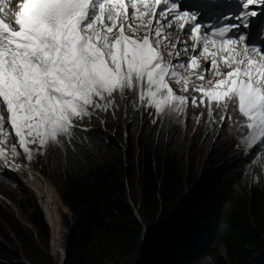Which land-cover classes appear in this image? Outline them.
I'll return each instance as SVG.
<instances>
[{
    "label": "snow or ice",
    "instance_id": "snow-or-ice-1",
    "mask_svg": "<svg viewBox=\"0 0 264 264\" xmlns=\"http://www.w3.org/2000/svg\"><path fill=\"white\" fill-rule=\"evenodd\" d=\"M200 2L210 8L219 0ZM227 3L234 10L205 23L200 9L182 8L180 0H23L15 12L0 0V136L7 137V121L30 160L28 145L43 148L70 135L74 121L91 115L89 107L107 111L109 98L125 89L138 90L158 114L180 111L188 100L169 80L187 90L202 56L211 62L196 75L200 104L207 101L209 113L213 104L223 108L229 120L238 112L249 139L264 141V9L250 7L264 0ZM220 64L230 70L221 72ZM209 72L218 79L206 80ZM11 153L19 155L16 144ZM0 158L8 164L5 148Z\"/></svg>",
    "mask_w": 264,
    "mask_h": 264
},
{
    "label": "trees",
    "instance_id": "trees-1",
    "mask_svg": "<svg viewBox=\"0 0 264 264\" xmlns=\"http://www.w3.org/2000/svg\"><path fill=\"white\" fill-rule=\"evenodd\" d=\"M126 112L124 126L108 117L104 129L94 128L97 123L88 131L73 128V145L46 161L47 176L56 180L69 211L65 224L73 227L65 264L135 262L143 229L147 234L167 218L162 233L171 256L164 264H200L205 256L214 264H264V168L235 149L239 132L232 119H226L221 135L214 118L211 134L224 136L227 146L208 153L216 138L201 129L207 118L192 132L188 116L180 126H161L145 115L140 119L132 103ZM246 163L251 169H245ZM3 193L27 219L0 209V264H15L19 258L27 264H54L41 208ZM219 246L224 259L214 253Z\"/></svg>",
    "mask_w": 264,
    "mask_h": 264
},
{
    "label": "rangeland",
    "instance_id": "rangeland-1",
    "mask_svg": "<svg viewBox=\"0 0 264 264\" xmlns=\"http://www.w3.org/2000/svg\"><path fill=\"white\" fill-rule=\"evenodd\" d=\"M4 3L6 5L5 1H4ZM7 4H8V2H7ZM261 9H262V7H258L257 8L258 11H260ZM262 20H264V18ZM253 40L257 41V39H253ZM109 99L113 101L112 105L109 107L110 108V112H112L117 107V101L118 100L116 98H113V97H110ZM129 99L132 101V104L135 105V110L136 111H138V109H139L138 104H139V106L143 107V113L146 114V118L147 119L155 121L157 124H160L161 126H164L165 124H174L173 122H162L161 115L163 113L162 114H158L157 110L155 109V107H149V106L146 105L145 102L140 101L139 100L138 90L134 91V92H129ZM188 108L191 111V113L194 114V115L190 116L189 113H186V108L184 106V107L181 108L180 111H174L173 112L174 120H175L176 123H178V124H174V125L180 126L181 122H184V118L186 116H188L190 121H192L195 125H197V124L199 125V123H197L195 121V119L198 117V115L200 113L199 112H194L193 113L192 112V110H193L192 106L191 107L189 106ZM91 109H92V107H89L88 111L91 110ZM126 109H127V107L123 110L122 113H119L116 118H113V119H115L117 125L124 126V124L126 122V114H127ZM103 112L107 116H109V114H110L109 111H103ZM102 117L103 116H101V118ZM107 119H109V118L107 117ZM206 123L207 124L201 126V129L204 130L205 134L206 133L211 134L210 126H211L212 123H209L207 121H206ZM224 123L225 122H221V118L218 119V123L216 125V132L219 131L220 134H221V132L223 133L224 129L222 130V127H223ZM78 124H80L81 126H84L82 123H78ZM98 127L103 128V129L105 128L103 124H98L97 127L94 126V128H98ZM195 134H196V132H195ZM211 135L213 136L212 140H214L215 138H216V140L210 145V147L208 149H206V152H208V153L212 152V151L223 152L224 148L227 146L226 145L227 139L226 138L224 139V136L223 137L221 136L222 138H220L218 134H211ZM221 135H223V134H221ZM190 137H191V134L188 136V142H190ZM193 139L194 138L192 137V141H193ZM216 142H218L217 145H216ZM4 143H5L6 147H10V145L15 144L13 142V140H12V137H10L9 135H7L6 138L4 137ZM16 146H17V151L19 153V155H17L18 158L17 157L16 158L18 160H20L22 163L31 162V164L34 166L37 174H40L37 170H39V171H41V173H43V176H44L43 179L53 189L52 193L55 194V195H58V193H57V191L55 189L56 180H53V179L51 180V179H49L48 176H46V161L48 159V156L51 155L54 150L59 148L60 140L58 138H57V141L49 140L43 148H41L38 143L28 145L30 147V149L32 150V158L30 160L23 153V150L20 149L19 145L16 144ZM59 152L60 151L57 150V151H55L53 153L58 155V154H60ZM204 160H205V158L200 160L198 162V165L200 166L201 164H203ZM253 161L257 164V161L255 159H253ZM251 167L252 166H250L248 164L245 169L249 170V169H251ZM48 174H50V173H48ZM0 179H1V176H0ZM24 179H25V174H15L13 177L12 176H7V180H6L5 184L3 183V187H4V189H7L9 184H11L12 187L8 191L4 190V192L15 196L16 200L22 201L25 206L31 205L33 200H35L37 202V204H38V202L39 203L43 202L44 198L42 200L41 197H38L36 194H33L32 190L24 184V182H23ZM19 180H21V181H19ZM57 197L59 199V202L57 204L58 205L57 211H58V216H59L60 222H59L57 236H56V238L54 240V243L53 244L51 243V237H50V241H49V255L53 259L54 264H59L61 262V257H60V255L57 254V251L55 249H57L59 247L58 249L61 248L62 251H63L65 240H66L69 228H70L68 225L65 224V220L66 219H64L65 215L69 216V211L63 205L62 201L59 198V195ZM0 209L5 211V212H7V213L14 214L15 217L19 218L18 220H21L23 222H25V220L27 219V216H25L23 213H21L19 208H17L12 202L10 203L5 198H3V200H0ZM23 222H21V223H23ZM46 222H48V221L46 220ZM2 225H3V223L0 222V228H1L0 230L3 229ZM49 227H50V225H49ZM5 229H7V227L4 228V230ZM50 236H51V229H50ZM12 245L16 246L17 243L15 241H13ZM53 246H55V247H53ZM62 251H61V253H62ZM214 253L216 254L217 258H223L224 259V257H225L224 249H223L222 246H219L217 249H215ZM15 262L16 261H14V263ZM199 263L200 264H214L215 261L210 256H205L203 259L200 260ZM15 264H27V262L24 259L19 258ZM129 264H134V258H133L132 262H130Z\"/></svg>",
    "mask_w": 264,
    "mask_h": 264
},
{
    "label": "clouds",
    "instance_id": "clouds-1",
    "mask_svg": "<svg viewBox=\"0 0 264 264\" xmlns=\"http://www.w3.org/2000/svg\"><path fill=\"white\" fill-rule=\"evenodd\" d=\"M200 62H201V60H200ZM204 69L205 68H203V67H199L197 69V71L198 72H204ZM173 83H174V81L169 80L170 87L175 91V93L179 94V90L175 86L176 83L175 84H173ZM129 92H134V91L133 90H129V89H125L124 92H123V94H121L119 92L113 94L112 97L113 98H116L118 100L117 101V107L112 112H110V108H108L107 111L110 112L109 116H107L103 111H97L94 107L91 110H89V113H91L90 116H85L81 120L74 122V125L77 124V123H82L85 126V130L76 129V132H82V131L89 130L90 127L91 126H94L96 123L97 124H103L105 126V122H106L107 117H110V119L111 118H116L119 113H122L123 112V110L127 107V105L129 103H132V101L129 99ZM174 111L175 110H170L169 112H166L165 111L161 115L162 122H173L174 124H178L174 120V115H173V112ZM137 112L139 113V109H138ZM187 113H189L190 116H193L194 115V114L190 113L189 111H187ZM101 116H103V117L101 118ZM145 117H146V114H145ZM150 121L152 123H156L155 121H152V120H150ZM181 123H184V122H181ZM194 125L195 124L193 123L192 126H194ZM190 134H192V133H190ZM71 135H72V132H71ZM73 135H74V133H73ZM63 136L64 135L59 136L61 139H63L62 140L63 142L60 143L59 148L56 149V150H54L53 152L59 150L60 151L59 153H61L62 150L66 149L68 147V145H73V142L72 141L74 140V138L72 140L71 139H64ZM259 143L260 142L253 141V145L247 150V152L245 154H243L242 151H241V149L238 148V146L244 145L243 143L242 144L241 143L240 144L238 143V146L234 145V147H235V149H239L240 150V153L242 155L254 159L255 156L258 154V151H259ZM53 152H52V154H54ZM51 155H49L48 157H50ZM11 156L12 157H9L7 159L10 162H16L19 166L30 165V166L34 167L31 164V162H29V163H22L20 160L17 159L18 158L17 156H16L17 158L15 156H13V155H11ZM257 161H258V165L257 166H261V168L263 169L264 168V160L258 159ZM246 164L248 165L249 163H246ZM37 171L44 178L43 173H41V171H39V170H37ZM15 174L16 173L13 172L6 164L0 163V176H1V179H0V200H3V198H5V199H7L11 203V200L9 199V197L7 195H5L3 192H4V190H6V191L10 190L11 187H12V185L9 184L8 187H7V189H4L3 183L5 184V182L7 180V176H12L13 177ZM47 174L48 173H47V169H46V176H47ZM32 192H33V194H36L34 191H32ZM33 201H35V200H33ZM36 204H37V202H36ZM37 205L41 208V210L43 212V215H44V218H45V220H47L46 219L47 217H46V214H45V210L41 207V203L38 202Z\"/></svg>",
    "mask_w": 264,
    "mask_h": 264
},
{
    "label": "bare ground",
    "instance_id": "bare-ground-1",
    "mask_svg": "<svg viewBox=\"0 0 264 264\" xmlns=\"http://www.w3.org/2000/svg\"><path fill=\"white\" fill-rule=\"evenodd\" d=\"M80 127L85 128V126H81L78 123L75 125L74 128H80ZM95 127H97V126H95ZM0 160L2 162H4L3 158H0ZM12 164H15L18 167L13 168V167H11ZM7 166L16 174H25V179L23 181L24 184L27 187H29L32 191H34L38 197H41L42 200L44 198L43 202H41V207L45 210V214L47 217L46 219L48 221L47 223L51 227L50 228L51 229V243L53 244L54 240L57 236V231H58L59 222H60L59 216H58V211H57V207H58L57 204L59 202V199L57 197L58 195H55L52 193L53 189L51 188V186L43 179V177L40 174H37L34 167H32L30 165L19 166L16 162H10V161H8ZM19 181H21V180H19ZM53 247H55V246H53ZM58 248L55 250L57 251V254L60 255V257H61L63 251L61 248L60 249H58ZM61 251H62V253H61Z\"/></svg>",
    "mask_w": 264,
    "mask_h": 264
},
{
    "label": "water",
    "instance_id": "water-1",
    "mask_svg": "<svg viewBox=\"0 0 264 264\" xmlns=\"http://www.w3.org/2000/svg\"><path fill=\"white\" fill-rule=\"evenodd\" d=\"M134 213H135L136 218L139 220V216H138L135 209H134ZM168 219L169 218L164 220V222L161 223L160 225L154 224L153 225L154 229H152L147 234H146V229H143L142 240H141L140 247H139V250H138L134 264H149V263L150 264H164V261L166 259H168L169 256H171V254H170L171 252L170 253L168 252V249L170 247L168 248V245L165 244V242H164L165 240L163 238V236H165V235H163V233H162L168 227V223H169ZM72 229H73V227H71L70 230L68 231V234H67V237L65 240V244H64L63 254L61 256V262L59 264H65L66 247L68 244L69 236L72 233ZM169 231H170V229L168 230V232ZM168 240H169V238L166 241H168ZM162 245H164V248ZM160 247H162V248L159 249ZM166 248H167V250H166ZM156 250L159 252L157 253ZM153 254H154V256H153ZM153 257H155V258H153ZM152 258H153V260H152Z\"/></svg>",
    "mask_w": 264,
    "mask_h": 264
}]
</instances>
